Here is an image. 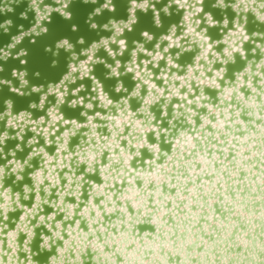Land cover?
Instances as JSON below:
<instances>
[{"label": "snow or ice", "instance_id": "6c2138e0", "mask_svg": "<svg viewBox=\"0 0 264 264\" xmlns=\"http://www.w3.org/2000/svg\"><path fill=\"white\" fill-rule=\"evenodd\" d=\"M0 264H264V0H0Z\"/></svg>", "mask_w": 264, "mask_h": 264}]
</instances>
